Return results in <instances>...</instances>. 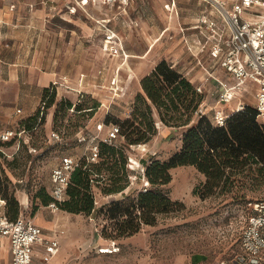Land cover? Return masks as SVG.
<instances>
[{
  "label": "rangeland",
  "instance_id": "1",
  "mask_svg": "<svg viewBox=\"0 0 264 264\" xmlns=\"http://www.w3.org/2000/svg\"><path fill=\"white\" fill-rule=\"evenodd\" d=\"M65 1H59L61 7L56 13L48 12L45 27L51 36L50 48L54 45L59 50L61 47L58 44L71 42L74 32L75 42H72L70 53H77L78 74L79 70H83L91 80L80 93L72 89L78 87L70 81L71 93L64 91L65 95L59 94L57 86L49 87L56 92V100L45 110L44 124L32 139L37 153H30L25 147L14 151L15 148H11L13 144L4 146L0 151V181L3 185L0 195L7 193L15 196L20 208L23 197L26 198L25 215L31 216L49 235H56L61 242V249L54 256H46L41 251L37 264H189L190 258L197 255L205 256V264H232L235 256L242 251L240 237L246 222L245 209L250 201L264 200V183L259 190L248 192L246 200L225 196L202 198L194 190L205 182V175L192 165L175 167L171 170L170 183L160 189L171 200L179 202L178 205L172 211L159 213L155 224H141L137 233L117 238L114 237L117 227L106 214L108 207L91 215L73 213L45 205L36 196L42 188L50 187V173L60 157L68 153L83 154L86 145L74 141L76 131L96 130L103 136L106 130L108 132L114 125L119 126L133 112V103L142 92L143 77L162 60L185 74L184 57L189 55L188 63L191 64L193 56L181 32L187 24L184 21L189 18L187 10L181 9L186 4L181 3L180 10L171 12L164 6L167 0H119L113 7L91 6L85 11L78 9L75 16H69ZM101 23L116 32L125 49L134 55L119 73L116 70L124 62L107 52ZM193 39L198 38L195 36ZM198 40L206 41L202 38ZM191 41L188 39L190 45H197ZM114 67L115 72H112ZM117 80L125 93L115 101L110 89ZM243 88L237 94L244 95L249 104H254L255 91L259 87L247 83ZM63 99L75 104L81 100L79 103L83 107L98 106L90 112L67 110L61 106ZM208 115L212 116L211 111ZM259 119L264 122L263 117ZM156 120L158 133L152 140L125 148L133 161H130L133 187L124 196H119L103 193V184H97L94 191L96 199L100 200L98 208L118 199L135 198L145 187V166L153 160L167 161L180 149L183 131L164 125L157 115ZM64 124L68 126V132L62 143L50 141L48 132H64ZM6 126L5 118L0 116V132ZM108 196L114 197L106 199ZM1 251L4 257L7 251Z\"/></svg>",
  "mask_w": 264,
  "mask_h": 264
},
{
  "label": "trees",
  "instance_id": "2",
  "mask_svg": "<svg viewBox=\"0 0 264 264\" xmlns=\"http://www.w3.org/2000/svg\"><path fill=\"white\" fill-rule=\"evenodd\" d=\"M141 86L142 92L133 103L131 116L119 124L118 141L108 144L100 140L99 159L95 162H91L86 155L79 156V164L71 173L67 199L59 204L60 208L91 215L103 212L108 207L106 214L117 227L114 230V237L117 238L137 233L141 224H155L159 213L172 211L178 205L179 202L171 200L160 189L170 183L171 170L175 167L192 165L205 175V182L194 190L202 198L225 196L233 200H246L248 192L262 187L264 122L260 121V113L255 106L247 104L243 110L231 113L224 125H218L208 113H199L205 99L204 93L198 91L196 84L166 60L159 62L143 77ZM55 100L56 92L46 88L36 113L19 123V127L29 131L32 137L30 147L36 148L32 145V139L44 124L45 110ZM79 102L75 104L63 99L60 103L67 110L80 112H90L98 106L83 107ZM156 115L164 125L183 131L180 149L167 161L153 160L145 166V178L149 184L135 198L118 199L98 208L94 191L97 184H103L101 191L107 195L122 194L132 185L133 168L125 148L148 143L157 135ZM64 126V132L59 131L62 138L68 132V126ZM81 131H76L75 136ZM74 141L77 142L76 137ZM13 143L0 140V151ZM23 147L33 153L29 145L22 144ZM2 188L0 181V192ZM36 196L45 205L53 201L49 188H42ZM0 198L6 201V213L10 219H17L21 215V208L15 196L5 193ZM204 259L205 256L198 255L193 260L198 262Z\"/></svg>",
  "mask_w": 264,
  "mask_h": 264
},
{
  "label": "crops",
  "instance_id": "3",
  "mask_svg": "<svg viewBox=\"0 0 264 264\" xmlns=\"http://www.w3.org/2000/svg\"><path fill=\"white\" fill-rule=\"evenodd\" d=\"M59 1L60 0H0V116L5 118L7 122L6 128L2 130L0 134L6 130L17 128L22 120L36 113L41 105L44 90L46 88L55 85L57 86L59 94L65 95L64 91L71 93L70 89L72 86L69 84L70 81L74 82V84H72L78 87L72 89L80 93L82 91L81 89H86V86L89 84L88 81L91 80L88 73L83 70H79L78 74L76 65L77 53H70L72 42H75L74 32L71 42L62 45L59 43L58 45L61 47L59 50H56L54 45L50 48L51 36H49L50 33L46 29L45 24L48 20V12H50V14H52V11L56 13L57 8L61 7ZM118 1L119 0L109 5L104 3L103 0H66L64 5L65 8H67V14L69 16H75L78 9H83L85 11V8L99 5H104V7L108 8L110 6L113 7V5L115 6ZM171 2L172 0H167L164 4L165 8L171 12L180 10L181 3L186 4L183 5L181 9L187 10L186 14H188L189 18L187 21H184L187 24L185 27L181 28V32L183 33L184 39H186V46L193 56H191V64L188 63L189 55L184 57L186 62H184L185 69L183 70H185V75L194 84L201 86L203 92L206 93L205 106L207 112L209 113L211 111V113H213L215 105L218 107L217 94L220 81L226 80L228 74L213 59L211 55L212 40L209 35V28L206 24L201 22L202 16H207V18L210 19L215 17V15L210 13L212 6L202 0H176L175 6H171ZM190 4H192L191 7L187 6ZM166 5H169V7H166ZM195 8H197V10H191ZM107 16L109 17V15ZM216 19L220 21L219 26L222 27L221 19L218 15ZM109 21L113 20L110 19ZM105 23H107V20ZM101 27L104 38H106L107 33L114 32L112 29L108 28L107 25L103 26L102 23ZM195 36L198 39L202 38L206 41L204 43L198 39L194 41L193 38ZM52 38H54V35ZM188 39H192L193 41L191 42L197 45H190ZM107 52L124 62L117 68V73L122 71L129 58L134 56L125 49L123 41L122 47L118 50L117 54L109 51ZM112 72H115V67ZM76 82L78 84H76ZM249 83L250 85L252 84L251 82ZM115 84L116 85L111 87L113 91L110 89V93L114 96L113 100L115 99V101H117L124 95L125 90L122 85H119V80H117ZM255 93H257V91H255ZM243 94L246 93L244 92ZM209 100H211V105H209ZM239 101L253 106L256 104V102L254 104H249L244 95H239L232 103L224 108L228 112H231ZM85 134L101 139L107 134V130L103 136H101V132L99 134L96 130L85 132ZM11 148H15L14 151H17L18 145L13 144ZM86 151L87 146L84 148L83 153ZM68 154L78 156L74 153ZM133 185L134 182L129 189L118 195L124 196ZM111 197L114 196H108L106 199H111ZM22 200L21 215L31 218L35 224L40 226L43 230L44 237L48 239L57 238L59 240L56 235H49L44 227L38 224L31 216L25 215L27 212V206L25 205L26 198L23 197ZM97 201L99 203L100 200L98 199ZM2 249L7 251L4 257L1 255ZM41 251L44 255L48 256L44 246L36 245L34 251L35 260L41 259ZM194 258H196V256L190 258L189 264H205L203 260L198 262L194 261ZM0 264H13L10 242L8 238L4 237H0Z\"/></svg>",
  "mask_w": 264,
  "mask_h": 264
},
{
  "label": "built area",
  "instance_id": "4",
  "mask_svg": "<svg viewBox=\"0 0 264 264\" xmlns=\"http://www.w3.org/2000/svg\"><path fill=\"white\" fill-rule=\"evenodd\" d=\"M116 1L103 0L106 4H113ZM202 1L211 4L210 13L215 15L212 19L207 16L201 18V22L209 28L212 40L211 55L228 74L226 80L220 81L217 94L218 107L215 105L212 119L222 126L231 113L243 110L247 105L243 101H239L231 112L224 107L232 103L239 96L237 91H243L244 85L249 82L259 87L254 106L259 111L260 117L264 118V0ZM173 5H176V0H172L171 6ZM217 15L221 19L222 27L219 26L220 21L216 19ZM105 42L107 50L114 54L122 47V41L114 32L106 34ZM197 89L203 92L201 86L197 85ZM199 113H208L205 99L199 108ZM48 137L50 141L56 142L63 139L61 133L56 130L49 132ZM75 137L78 143L87 144V151L82 155L95 162L99 159L98 142L103 140L108 144L116 143L120 138V127L114 125L101 139L87 136L82 131ZM31 138L29 131L19 126L0 134L1 141H13V144H17V151L21 149L22 144L30 147ZM30 148L33 153H37L36 148ZM130 161L133 162L131 158ZM78 164L79 156L66 154L52 168L49 191L53 201L49 204L50 207L58 208L59 204L67 199L71 173ZM130 166L133 168L132 163ZM143 176L144 185L147 186L149 183L146 181L144 169ZM96 203L98 204V201ZM245 210L246 222L240 237L242 251L235 256L232 263L264 264V200L250 201ZM0 237L9 239L13 264H37L34 258L36 245L44 246L48 256L56 254L60 249V241L57 238L44 237L42 228L31 218L20 215L17 219H10L6 213V201L1 198Z\"/></svg>",
  "mask_w": 264,
  "mask_h": 264
}]
</instances>
